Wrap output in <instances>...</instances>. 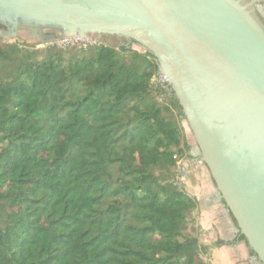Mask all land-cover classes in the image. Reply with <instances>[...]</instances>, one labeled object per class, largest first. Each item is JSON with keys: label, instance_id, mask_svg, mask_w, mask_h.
<instances>
[{"label": "trees", "instance_id": "trees-1", "mask_svg": "<svg viewBox=\"0 0 264 264\" xmlns=\"http://www.w3.org/2000/svg\"><path fill=\"white\" fill-rule=\"evenodd\" d=\"M133 45L0 41V264H207L182 109Z\"/></svg>", "mask_w": 264, "mask_h": 264}, {"label": "water", "instance_id": "water-1", "mask_svg": "<svg viewBox=\"0 0 264 264\" xmlns=\"http://www.w3.org/2000/svg\"><path fill=\"white\" fill-rule=\"evenodd\" d=\"M0 11L33 21L17 29L43 44L106 35L150 53L182 109L217 203L264 264V29L244 6L236 0H0Z\"/></svg>", "mask_w": 264, "mask_h": 264}, {"label": "crops", "instance_id": "crops-1", "mask_svg": "<svg viewBox=\"0 0 264 264\" xmlns=\"http://www.w3.org/2000/svg\"><path fill=\"white\" fill-rule=\"evenodd\" d=\"M198 164L196 165L194 160L188 164L190 167L185 191L197 204L195 215L201 237L206 238V240L200 238L201 242L205 246H211L217 241L224 243L218 247L211 246L210 260L214 264H260L243 242H235L236 223L223 202L217 203L214 197L216 187L208 170L206 173L203 172Z\"/></svg>", "mask_w": 264, "mask_h": 264}, {"label": "rangeland", "instance_id": "rangeland-1", "mask_svg": "<svg viewBox=\"0 0 264 264\" xmlns=\"http://www.w3.org/2000/svg\"><path fill=\"white\" fill-rule=\"evenodd\" d=\"M69 40L70 41H67L64 44H59V45L57 44V43H59V41L43 44V43L38 42V41L28 40L26 37H23L22 35H20L18 37L12 38V39L7 40V41H1V40L0 41L1 42H6V43H14V42L24 43V44H27L28 46H31V47H33V48H35L37 50H42L43 48H45L48 45H55L56 47H58L60 49H78V50H83V51L84 50L86 51V49H88V48H90V47H92V46H94L95 44H98V43L99 44L109 45V46H112V47H119L122 44H125V42H127L123 38L116 37V36H106V35L105 36L104 35H102V36L98 35L96 41L92 40L89 37H86L85 39H82V40L71 39V37H70ZM75 40H77V41H75ZM152 84L155 85L156 87L157 86H161V79L157 75H155V77L152 79ZM158 102L159 103H163L164 102L163 98L158 97ZM181 126L183 127L185 138H186V142H187L188 146L190 147V150L187 153L188 158H180L177 155L173 156V157H178L177 158L178 161L176 159V162H175L174 182L176 183V185H178L179 187H181L184 190H186L185 189V187H186L185 183H186V180H187L188 170H189V167H190V165H188V164H190V162L192 160H194L196 165H197V163H199L198 164L199 168H202L203 172L206 173L207 169H206L204 164L199 159V152H198L197 147L195 145L194 139H193V137H192V135L190 133V130L188 129V127L186 125L185 120L181 121ZM179 161L181 162L180 165L184 166L183 171H182L181 174L178 173V167L179 166L177 165V162H179ZM195 210L192 211L190 220L188 221L189 222V228H190L191 231L195 232V234L198 237V240H199L200 244L205 246V244H203L201 242V239L202 240H206V238L205 237H201V231H200V228L198 226L197 217L195 215V212H196ZM213 245H214V243L211 246H213ZM211 246H207V247H209V249H210ZM202 259L207 264H214V262L212 260H210V251H209L207 256H202Z\"/></svg>", "mask_w": 264, "mask_h": 264}, {"label": "flooded vegetation", "instance_id": "flooded-vegetation-1", "mask_svg": "<svg viewBox=\"0 0 264 264\" xmlns=\"http://www.w3.org/2000/svg\"><path fill=\"white\" fill-rule=\"evenodd\" d=\"M236 1H238L242 6H244L246 8V11L250 14V16H252L256 20V22L264 29V0H236ZM19 25H23V26L34 25V22L29 19L23 18L21 16L19 17H15L14 15L6 16L4 15V13L0 11V40L1 41H3V39L10 40L20 35L26 37L27 39H31L32 36L31 32L23 31L20 28L17 29V26ZM46 34L55 35V33H53L50 30L46 31Z\"/></svg>", "mask_w": 264, "mask_h": 264}, {"label": "built area", "instance_id": "built-area-1", "mask_svg": "<svg viewBox=\"0 0 264 264\" xmlns=\"http://www.w3.org/2000/svg\"><path fill=\"white\" fill-rule=\"evenodd\" d=\"M69 38H70V37H64V38H62V39H59V40H57V41H59V43H57V44L59 45V44H64V43H66L67 41H70ZM71 39L82 40L81 38H77V37H71ZM75 41H77V40H75ZM156 75L161 79V85L167 84V79H166V77L160 72V70H158V72H157ZM177 158H178V157H173V159H174L175 162H176V159H177ZM177 161H178V159H177ZM180 164H181L180 161L177 162V165L179 166V167H178V173L181 174L182 171H183L184 166H181ZM182 165H183V164H182ZM180 166H181V167H180Z\"/></svg>", "mask_w": 264, "mask_h": 264}, {"label": "bare ground", "instance_id": "bare-ground-1", "mask_svg": "<svg viewBox=\"0 0 264 264\" xmlns=\"http://www.w3.org/2000/svg\"><path fill=\"white\" fill-rule=\"evenodd\" d=\"M23 34V33H22Z\"/></svg>", "mask_w": 264, "mask_h": 264}]
</instances>
